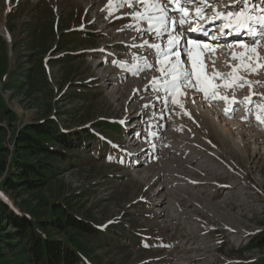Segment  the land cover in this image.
Segmentation results:
<instances>
[{
    "label": "rangeland",
    "instance_id": "374dc122",
    "mask_svg": "<svg viewBox=\"0 0 264 264\" xmlns=\"http://www.w3.org/2000/svg\"><path fill=\"white\" fill-rule=\"evenodd\" d=\"M105 7L99 0H0V199L7 201V207L32 213L41 221L60 216L62 212L54 209L64 208L83 223L103 231L107 243L75 230L49 231L51 239L85 254L87 264H264V145H257L259 149L246 145L251 141L248 137L264 142V96L259 95L264 93V67L249 74L243 67L248 63L247 53L237 44L233 47L240 54L227 62L235 64L233 73L243 81H233L219 64L229 56L225 58L223 53L221 62V52L213 54L219 59L215 66L220 68L219 73L234 83L227 90L218 87L217 91L236 99L255 95L253 111L261 113L262 124L254 125L255 117L240 122L236 117L243 116L233 112L242 111L233 103L222 105L225 110L231 108L226 117L223 110L210 103L212 98L201 100L200 94L191 89H182L187 92L184 96L175 94L170 106L175 115L169 123L175 121L178 128L175 131L173 123L163 125L172 126L170 132L177 136L175 145H182V152L192 151L191 155L199 158V166L172 150L165 162L160 156L168 155L169 145L145 165L139 163L144 159L136 157H128L126 164L110 162L90 148L100 150L104 146L100 150L104 152L108 146L118 150L126 147L124 137L128 134L119 131L121 126L116 124L123 121L127 127L134 121L136 125L142 113L151 115L154 120L149 117V123L156 126L161 123L155 122L156 118L162 117L156 116V109L151 113L149 107L157 100L150 95L155 91L146 92L149 87H145L153 75L159 76L155 69L134 74L131 68L126 80L123 78L120 84L114 80L113 58L131 52L118 44L133 37L129 31L118 29L132 22L113 20L123 17L127 8L114 7L109 14L110 10L104 12ZM260 44L264 46V40ZM99 51L112 56L105 58ZM258 51L264 56V47H258ZM213 68L207 65L206 73L211 85H218L220 82L211 79ZM244 80L259 83L250 87ZM146 97L150 99L147 103ZM127 116L133 118L125 122ZM199 116H204L205 125L194 120ZM47 124L63 133L75 131L86 136V145L67 151L70 159L65 162L44 155L22 156L20 161L45 160L53 163L54 169L44 174L41 188L21 186L9 191L4 182L19 171L13 163L22 150L18 136L27 127ZM213 127L225 139L213 133ZM160 134H152L147 140L163 142L165 138ZM225 143L240 151L232 152ZM137 163L140 166L135 169ZM187 163L195 169L194 174ZM7 207L0 206V219ZM146 232L164 237L166 246L143 249L125 241H132V233ZM13 233L12 227L0 220V239ZM4 245L0 244L2 250ZM5 252L8 264H26L28 256L23 245L16 242L13 250Z\"/></svg>",
    "mask_w": 264,
    "mask_h": 264
},
{
    "label": "snow or ice",
    "instance_id": "6c2138e0",
    "mask_svg": "<svg viewBox=\"0 0 264 264\" xmlns=\"http://www.w3.org/2000/svg\"><path fill=\"white\" fill-rule=\"evenodd\" d=\"M195 4L194 16L189 14L188 4ZM222 3V0H116L115 8H128L131 11L124 13V16L131 18L132 23L122 26L118 31L131 30L137 33L131 39L133 41L140 40V44H131L130 47L143 48L145 51L152 49L151 56H133L132 59L137 61L133 66L134 74L139 71L152 70L159 72V76L153 75L149 84L157 91L165 92L166 94L179 93L181 96L186 95L189 89H196L204 94V98L209 95V88L212 87L209 77L206 73L207 65L202 59V55L207 49L208 45L199 40H188L186 36L179 31V29L186 23H191L192 19H203L206 15L205 9L212 8L211 20L223 19L221 31L229 28L236 34L241 30H246L248 35L253 37L251 43L245 41H237L236 43L247 53V64L243 65L248 73L257 72L259 68L264 67V56H261L258 47H264L260 44L264 40V14L253 15L252 13L259 10L264 13V7H259L253 3V0H230L228 5L217 10L212 7L213 4ZM108 5H113V0H108ZM235 6V9L233 8ZM139 6V7H137ZM114 9L110 8L109 14ZM175 14H179V18ZM146 24V26H142ZM201 28H189L188 31H202ZM205 35L207 32L205 31ZM148 37V38H145ZM166 39V46L161 45L157 41ZM121 43H124L121 41ZM191 45V49L189 48ZM231 47V45H229ZM199 49V51H196ZM182 55L186 58L182 59ZM244 57V53L241 54ZM235 59V57H233ZM153 61V62H150ZM123 63V62H121ZM213 66L215 61H212ZM232 75L233 81L241 79L234 73ZM195 78V82L193 80ZM211 79L225 80L223 86L231 87L227 83L224 74L219 73L213 68ZM244 83L251 87L254 83L259 82L244 80ZM241 87L243 84L240 85ZM264 96V93L259 94ZM211 98L229 100L227 96H220L213 90ZM167 99V95L165 96ZM251 103L250 98H246ZM179 103L181 109L184 108L183 103ZM194 102V101H193ZM231 103L235 104L238 101L234 97L231 98ZM264 111V105L261 106ZM228 109L225 110L227 114ZM186 114L189 116L190 113ZM260 119V116H257ZM3 194L0 193V196Z\"/></svg>",
    "mask_w": 264,
    "mask_h": 264
},
{
    "label": "trees",
    "instance_id": "16d2710c",
    "mask_svg": "<svg viewBox=\"0 0 264 264\" xmlns=\"http://www.w3.org/2000/svg\"><path fill=\"white\" fill-rule=\"evenodd\" d=\"M78 133H63L57 131L52 125L38 127H27V129L18 136V144L21 147L20 155L14 160L15 168L19 169V173H15L4 182L9 191L14 192L21 186L28 189H37L43 187V176L47 172L54 169L53 163L43 162H28L20 161L22 156L26 158L37 155L51 158L53 161L60 160L68 161L67 151L81 146L85 139L80 138ZM51 142L59 145L61 149H55L50 144ZM37 178L33 180L32 178ZM4 185V186H5ZM7 201L0 199V206L7 207ZM8 210L1 216V221L12 227L14 233L4 235L0 239V244L4 243L6 251L13 250L14 243L23 245L25 253L28 256L26 264H80L87 259L85 254L79 252L76 248L71 247L63 241L53 240L49 237V231L66 232L75 230L82 235H93L101 242H108V239L92 228L90 224H85L76 217L64 210V208L54 209V212L61 211L59 215H54V219H44L41 221L36 215L30 213L25 214L20 212L17 207H7ZM3 230V229H2ZM1 230V231H2ZM1 238V235H0ZM3 242H2V241ZM5 250L0 247V264H8L6 261L7 255Z\"/></svg>",
    "mask_w": 264,
    "mask_h": 264
},
{
    "label": "bare ground",
    "instance_id": "6f19581e",
    "mask_svg": "<svg viewBox=\"0 0 264 264\" xmlns=\"http://www.w3.org/2000/svg\"><path fill=\"white\" fill-rule=\"evenodd\" d=\"M99 1H103V6L104 5H106V8L107 7H109V5H108V0H99ZM8 2H11V0H8ZM116 1H114L113 3H115ZM103 10H105L104 8H103ZM128 12V11H127ZM126 31H129L130 32V34L132 35V36H135V35H137V33L136 32H134V31H131V30H126ZM137 42H141L140 40H136V41H133L132 43H129V44H127V46L128 47H130V45L131 44H133V43H135V44H137ZM157 42H162V47L163 46H166V39H162V40H159V41H157ZM210 44V43H209ZM212 46H215V45H212ZM130 48H133V47H130ZM214 48H216V46L214 47ZM140 49V48H139ZM226 54L225 55V58L227 57V56H229L228 54L230 53V52H226V51H221V54H219V56L221 57V55L222 54ZM217 56V55H216ZM222 58V57H221ZM223 59L224 58H222L220 61L222 62L223 61ZM157 72V71H156ZM153 73H155V71L154 72H152V73H150V74H153ZM157 73H159V72H157ZM159 75H160V73H159ZM124 77H120V76H117L116 75V77L114 78V80L115 81H117V83L118 84H120V82L122 81V79H123ZM152 80V79H151ZM151 80H149V81H151ZM142 88V87H141ZM149 89V88H148ZM142 90V89H141ZM133 95V97H134V94H132ZM178 94L176 93V96H177ZM176 96H174V97H176ZM184 96V95H183ZM193 97V96H192ZM176 99V98H175ZM138 100V99H137ZM156 100H157V98H156ZM174 100V99H173ZM176 100H179V99H176ZM186 100V99H185ZM158 101V100H157ZM188 101V100H187ZM175 104V103H174ZM157 105V104H156ZM155 105V106H156ZM173 105V104H172ZM235 106H238V104H236L235 103ZM138 108V107H137ZM150 108H152V107H149V109ZM158 108V109H157ZM156 110H158V111H156V116H158V117H163V113L166 111V108L165 107H163L162 105H159L158 107H156ZM231 110V108L230 107H228V111H227V113L229 112ZM151 113H152V109H151ZM195 113V112H194ZM233 114L234 115H240L241 117L242 116H244V112L242 111V112H240V113H235V110H234V112H233ZM139 115V114H138ZM142 116V117H141ZM155 116V117H156ZM136 117H137V115H136ZM167 117H168V119L169 120H171V119H173L172 118V115L171 114H168L167 115ZM143 118H145V115H142V113L140 114V116H139V118H138V120H137V122H141L142 121V119ZM191 118H193V117H191ZM207 118V117H206ZM151 119H153L154 120V118L153 117H151ZM194 119V118H193ZM195 121H197L198 123L200 122L202 125H205V123H204V116H199L197 119H194ZM193 120V121H194ZM186 121V120H185ZM228 121V120H227ZM175 122V121H174ZM238 122V121H237ZM236 122V123H237ZM189 124V123H188ZM213 124H214V122H213ZM207 125V124H206ZM240 125V124H239ZM171 127L172 126H169L168 124H164V125H162V126H160V129H161V134H160V136H161V138H166V137H168L169 139H168V141L167 142H173V144H174V148H172V150H175L176 152H180V154H182L183 155V157L182 158H186L187 157V161H188V163H190L191 162V164L192 163H198L197 165L199 166V162L197 161L199 158L197 157H195V155H191L193 152L192 151H188V152H182V150L181 149H179L181 146H179L178 144H177V142H176V144L177 145H175V143H174V141H175V137L176 136H174V133H173V131H171L170 132V129H171ZM242 129H244V126L242 125ZM142 128H147V129H156V126H154L152 123H149V122H146V123H143V125H142ZM185 128V127H184ZM203 128L205 129L206 128V126H203ZM165 129L167 130L166 131V134H165ZM210 130V129H209ZM212 131H213V133H216V134H218V135H221L222 136V138L223 139H225L224 138V134L221 132V131H219L216 127H213V129H212ZM250 133V132H249ZM190 134V133H189ZM171 137H170V136ZM257 135V134H256ZM154 136H156L157 137V135H154ZM249 136V135H248ZM247 136V137H248ZM251 136V135H250ZM173 137V138H172ZM220 137V136H219ZM246 137V136H245ZM159 138V137H158ZM249 139H251V141L250 140H248V141H250V144L248 143H246V145H252L253 146V148H255V149H259V147L257 146V145H259V144H262V145H264V142H260V143H258L257 142V140H259L258 138H255V139H253V138H251V137H248ZM260 138V137H259ZM195 139V138H194ZM153 140V139H152ZM157 140V139H156ZM156 140H154V141H156ZM226 140H227V138H226ZM157 142V141H156ZM223 142V141H222ZM227 143H225V146L227 147V148H229L230 147V150L232 151V152H239L240 150H238V148H236V147H232L231 148V146H227L226 145ZM224 145V144H223ZM186 146V145H185ZM149 150H153L152 148H150V149H148V147H147V149H145V155L148 157V156H151V158L150 159H152L154 156H153V153H151V151L149 152ZM172 152H174V151H172ZM172 152L171 153H169V154H172ZM158 157V156H157ZM165 160V159H164ZM166 162V161H165ZM187 163V164H188ZM161 165H162V167L163 166H165V165H163L162 163H160ZM159 164V165H160ZM160 165V166H161ZM190 164H188V165H186V167H188V168H190V171L189 172H191L192 174H194V171H195V169H193L192 168V170H191V167L189 166ZM197 166V167H198ZM186 167H185V169H186ZM149 168V167H148ZM149 170V169H148ZM197 173V172H196ZM240 177V176H239ZM160 203H162V202H160Z\"/></svg>",
    "mask_w": 264,
    "mask_h": 264
}]
</instances>
